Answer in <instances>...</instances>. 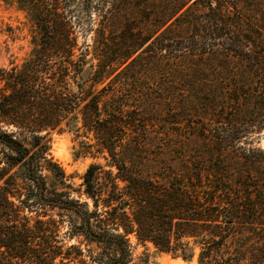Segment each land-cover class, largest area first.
Returning a JSON list of instances; mask_svg holds the SVG:
<instances>
[{
    "label": "trees",
    "instance_id": "16d2710c",
    "mask_svg": "<svg viewBox=\"0 0 264 264\" xmlns=\"http://www.w3.org/2000/svg\"><path fill=\"white\" fill-rule=\"evenodd\" d=\"M107 1L78 45L70 0H0L33 27L0 67V264H86L62 214L68 236L115 245L97 264H125L129 233L196 264H264V149L244 145L264 128V0ZM64 130L107 166L76 196L48 151Z\"/></svg>",
    "mask_w": 264,
    "mask_h": 264
},
{
    "label": "rangeland",
    "instance_id": "374dc122",
    "mask_svg": "<svg viewBox=\"0 0 264 264\" xmlns=\"http://www.w3.org/2000/svg\"><path fill=\"white\" fill-rule=\"evenodd\" d=\"M116 2L117 0H108L105 6L112 7ZM103 3L104 0H70V8L72 9L70 22L78 45H90L92 43L93 27L100 18L102 11L99 9L102 8ZM32 34V24L22 11L0 3V67H8L10 64H19L22 61L30 51ZM195 120L202 122V119L195 118ZM47 137L50 146L49 155L64 169L73 188L71 195L76 196V192L82 188V174L88 164L97 162L104 165L105 160L101 156H92L88 153L78 154L76 152L79 148L78 142L85 138L83 136L76 138L73 132L67 130L52 131ZM247 138L248 141L244 142V145L248 146L251 142L252 146L264 149V128L260 131L251 132ZM191 142L193 147L201 145L200 140L194 137ZM104 167L107 166L104 165ZM80 199L86 200L91 207L90 201L83 195H80ZM50 212L59 217L55 210ZM61 218L58 236L63 247L73 245L75 250L79 249L86 264H97L96 261L99 257L110 262L112 260H109L108 257L117 258L119 252L115 245L107 246L104 243L90 242L84 239L82 235L68 236V217L66 214H62ZM125 245L129 254V260L125 264H196L195 258L185 260L179 256L175 257L169 253L158 251L150 242L138 241L133 233L127 234ZM76 260L77 258L67 264H76Z\"/></svg>",
    "mask_w": 264,
    "mask_h": 264
}]
</instances>
